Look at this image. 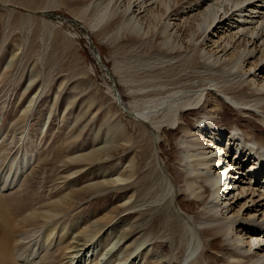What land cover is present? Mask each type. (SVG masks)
I'll use <instances>...</instances> for the list:
<instances>
[{
  "label": "rangeland",
  "instance_id": "obj_1",
  "mask_svg": "<svg viewBox=\"0 0 264 264\" xmlns=\"http://www.w3.org/2000/svg\"><path fill=\"white\" fill-rule=\"evenodd\" d=\"M107 3L109 0H0V182L9 184L16 173L22 175L15 178L12 189H0V210L12 220L37 209L46 211L49 204L65 210L55 218V225L51 222L59 229L50 236L48 259L40 261L41 251L31 264H70L69 257H62L53 247L56 235L62 233L65 245L76 238L84 240L80 244L87 243V264H164L158 242L165 244L166 264H223L226 255L209 261L206 244L178 207L177 189L158 148L163 137L156 131L150 136L128 112L119 110L121 103L125 107L133 101L123 80L133 85L173 84L188 81L201 70L187 63L176 69L161 64L165 60L160 61L150 41L132 44L115 32L103 34L111 19L99 22L95 16ZM95 55L111 72L121 102L112 98V83ZM119 133L127 134V146L132 136L131 148L120 156H104L107 152L102 150L126 143L117 138ZM144 136L151 138L152 146ZM145 147L151 153L148 158L145 151L146 166L141 171L150 168L151 182L156 185H149L154 195L151 191L153 198L147 201L138 195L139 188L136 193L127 189L126 181L117 184L136 166ZM25 160L28 164L22 169ZM121 205L124 210L118 214ZM162 207L166 217H160V226L151 232L148 228ZM60 227L65 232H58ZM132 227L135 232L129 233ZM31 228L32 236L26 235L28 240L22 243L37 252L39 241L45 242V236L40 237L45 227Z\"/></svg>",
  "mask_w": 264,
  "mask_h": 264
},
{
  "label": "bare ground",
  "instance_id": "obj_2",
  "mask_svg": "<svg viewBox=\"0 0 264 264\" xmlns=\"http://www.w3.org/2000/svg\"><path fill=\"white\" fill-rule=\"evenodd\" d=\"M95 17L99 22L111 19L102 33L115 32L116 37L132 44L150 41L160 61L165 60L161 64L169 68L187 63L201 70L194 78L173 84L158 81L133 85L123 80L133 101L125 107L121 103L119 110L122 114L128 112L132 121L150 136L156 131L163 137L158 148L170 182L177 189L178 207L191 219L206 244L209 261L226 255L223 264H264V0H109ZM95 58L112 83L111 72L97 55ZM116 90L112 83V98L121 102ZM168 131L170 134L166 135ZM131 137L127 146V134L119 133L117 138H124L126 143L102 150L107 152L104 156L123 154L131 148ZM203 137L205 144L200 141ZM150 139L145 140L152 146ZM145 151L149 153L148 148H143L135 160L136 166L132 165L128 175L124 173L127 177L117 183L126 181L127 189L133 192L139 188L138 195L144 201L152 197L149 185L154 186L150 168L141 171L151 153L146 155ZM27 164L25 160L22 169ZM21 176L16 173L9 184L0 182V189H12L15 178L19 180ZM122 206L117 207L118 214L124 210ZM62 211L65 210L49 204L46 211L37 209L25 218L12 220L0 210V264H31L41 251L44 253L40 261L45 263L52 243L50 236L59 227L52 223ZM165 212L162 207L148 230L154 232L160 226ZM38 225L45 227L40 236H45V242L39 241L36 252L22 242L28 240L31 227ZM134 230L132 227L128 232ZM59 231L65 232L63 227ZM62 234L56 235L53 243L57 252L69 257L70 264H87V243L80 244L84 240L74 238L65 245ZM157 247L166 264L169 260L164 259L168 256L165 244L158 242Z\"/></svg>",
  "mask_w": 264,
  "mask_h": 264
},
{
  "label": "water",
  "instance_id": "obj_3",
  "mask_svg": "<svg viewBox=\"0 0 264 264\" xmlns=\"http://www.w3.org/2000/svg\"><path fill=\"white\" fill-rule=\"evenodd\" d=\"M52 15H50V17H51ZM52 17H54V16H52ZM55 18H57V19H60L58 16H56ZM98 63V62H97ZM99 64V63H98ZM110 82V81H109Z\"/></svg>",
  "mask_w": 264,
  "mask_h": 264
}]
</instances>
